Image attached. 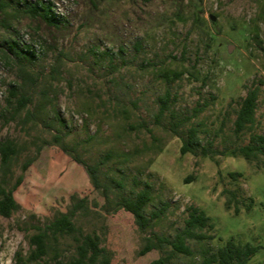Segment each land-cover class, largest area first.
<instances>
[{
	"label": "rangeland",
	"instance_id": "obj_1",
	"mask_svg": "<svg viewBox=\"0 0 264 264\" xmlns=\"http://www.w3.org/2000/svg\"><path fill=\"white\" fill-rule=\"evenodd\" d=\"M37 3L57 12L60 24L31 15L27 7ZM9 45L31 46L34 58H17ZM12 86L32 98L20 112ZM254 87L251 132L264 135V0H0V142L12 139L19 149L9 186L23 174L13 192L20 209L0 215V264H16L18 251L26 255L31 224L66 211L72 193L104 202L81 165L59 146L44 145L56 132L98 167L112 205L146 183L145 216L167 204L144 231L124 209L79 221L86 231H99L104 222L111 264L156 259L158 250L142 252L145 238H173L190 204L210 217L213 229L203 231L213 238L187 239L194 255H175L169 264H197L203 247L230 239L259 247L247 264L264 262V168L241 156L203 157L200 146L180 152L189 127L201 146L211 142L217 152L248 144L251 132L236 135L233 121ZM230 171L241 176L233 181ZM224 188L237 193L238 213L225 208ZM249 196L253 205L246 210ZM63 246L68 255L70 242Z\"/></svg>",
	"mask_w": 264,
	"mask_h": 264
},
{
	"label": "trees",
	"instance_id": "obj_2",
	"mask_svg": "<svg viewBox=\"0 0 264 264\" xmlns=\"http://www.w3.org/2000/svg\"><path fill=\"white\" fill-rule=\"evenodd\" d=\"M27 10L33 16H39L48 25L58 26L61 19L52 12L49 5L31 4ZM8 51L17 58H34V50L31 46L18 48L17 45H9ZM175 78L181 76V72L174 73ZM172 78V79H175ZM258 87L247 90L245 96L239 102L236 116L233 121V131L236 135L245 131L251 132L255 126V111L257 107ZM10 97L16 101V111H22L28 103L32 101L30 95L19 92V88L12 86L9 90ZM11 101V99H8ZM164 107L160 108L159 113H163ZM53 142H44V145L54 144L67 154L73 161L81 165L84 169L92 187L103 197V204L88 196H80L72 193L69 196V204L66 211L54 210L51 217H44L43 220L37 219L31 224L32 232L26 235L29 244V250L26 255L20 251L16 252V264H111V256L108 249L103 245L106 235V226L101 222L97 231L96 228L86 231L79 224L81 219L101 218L104 214L116 212L124 209L130 212L140 231H144L151 219L158 216L165 209L164 204L158 212H152L149 217L144 214V208L150 200V187L145 184L144 188L137 191L133 197H122L116 200L113 205L110 197L109 187L102 182L99 177L98 167L85 163L80 157L74 154L69 146L64 142L61 133L56 132L52 136ZM201 147L200 154L203 157L214 159L215 155L223 154L228 156H241L247 162H255L257 167L264 168V135L251 132L249 143L242 146L233 147L227 151L217 152L212 149V143L208 146L200 144L197 136V130L189 127L187 138L183 140L180 147L182 154L186 152L194 153L195 147ZM41 146L36 149V155L39 154ZM19 154L17 143L12 139H6L0 142V168L2 171L0 178V215L9 217L12 213L20 209V204L15 200L13 192L22 183L23 174L16 177L15 181L9 186L13 173L10 170L11 163ZM36 155L27 158L22 164V171H25L35 160ZM262 155V161L259 162V156ZM228 176L235 181L241 176L239 172L230 171ZM192 180L188 176L185 181ZM120 184L119 181H117ZM222 194L225 197L224 206L226 209L232 208L234 213L240 211V200L234 190L224 188ZM244 208L249 210L253 205V199L249 196L248 202L243 203ZM112 205V206H111ZM186 218L184 226L175 233L173 238L152 234L145 238L146 243L142 248L145 253L152 249L159 251V256L148 264H169L171 259L178 254L193 256L194 251L186 243L187 239L197 241L210 240L211 234L203 230L213 229V223L206 213L195 205L185 207ZM69 241L71 248L69 254H65L64 244ZM169 247L166 251L164 248ZM258 246L249 242L237 243L233 239L228 240L224 245L212 249L210 246L203 247L200 252V260L197 264H247L248 260L257 252ZM264 264V262L259 263Z\"/></svg>",
	"mask_w": 264,
	"mask_h": 264
},
{
	"label": "crops",
	"instance_id": "obj_3",
	"mask_svg": "<svg viewBox=\"0 0 264 264\" xmlns=\"http://www.w3.org/2000/svg\"><path fill=\"white\" fill-rule=\"evenodd\" d=\"M75 170L78 172L80 178H82V180H84V179H85V174H84V172H82V170H79V169H77V168H76ZM76 185H78V183H76Z\"/></svg>",
	"mask_w": 264,
	"mask_h": 264
},
{
	"label": "built area",
	"instance_id": "obj_4",
	"mask_svg": "<svg viewBox=\"0 0 264 264\" xmlns=\"http://www.w3.org/2000/svg\"><path fill=\"white\" fill-rule=\"evenodd\" d=\"M55 13H57V12H55ZM55 13H54V14H55ZM56 15H57V14H56Z\"/></svg>",
	"mask_w": 264,
	"mask_h": 264
}]
</instances>
